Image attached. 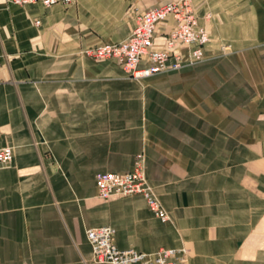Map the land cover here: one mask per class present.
Wrapping results in <instances>:
<instances>
[{
    "label": "crops",
    "instance_id": "0c3cea01",
    "mask_svg": "<svg viewBox=\"0 0 264 264\" xmlns=\"http://www.w3.org/2000/svg\"><path fill=\"white\" fill-rule=\"evenodd\" d=\"M172 1L0 0V138L13 153L0 168V264H108L86 237L104 226L149 258L264 264V0H191L210 40L176 71L136 80L86 54ZM172 24L159 23L156 48ZM137 158L167 222L141 195L97 197V174Z\"/></svg>",
    "mask_w": 264,
    "mask_h": 264
},
{
    "label": "built area",
    "instance_id": "2783aa9c",
    "mask_svg": "<svg viewBox=\"0 0 264 264\" xmlns=\"http://www.w3.org/2000/svg\"><path fill=\"white\" fill-rule=\"evenodd\" d=\"M51 6L57 2L68 4L71 0H10L11 4L24 7L35 2ZM172 19V28L167 33L161 48L154 46V35L159 23ZM207 30L200 26L191 0H176L154 7L136 17L131 34L117 44H102L86 51L95 60H114L129 75L140 80L156 74L176 71L199 63L204 59L203 48L209 42ZM184 51V53H183ZM144 59L145 67H140ZM13 159L12 148L2 144L0 138V168L8 167ZM97 197L141 195L152 214L161 222L169 216L154 195L147 182L143 162L136 159L127 173H101L95 177ZM92 247L93 259L108 264H189L186 249H160L152 258L133 248L120 250L115 244L112 227H95L86 231Z\"/></svg>",
    "mask_w": 264,
    "mask_h": 264
}]
</instances>
